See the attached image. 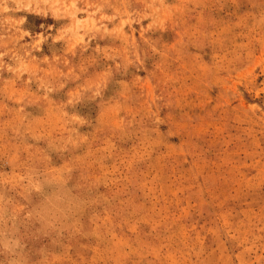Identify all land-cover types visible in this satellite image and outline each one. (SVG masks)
Here are the masks:
<instances>
[{
	"label": "rangeland",
	"instance_id": "rangeland-1",
	"mask_svg": "<svg viewBox=\"0 0 264 264\" xmlns=\"http://www.w3.org/2000/svg\"><path fill=\"white\" fill-rule=\"evenodd\" d=\"M0 264H264V0H0Z\"/></svg>",
	"mask_w": 264,
	"mask_h": 264
}]
</instances>
